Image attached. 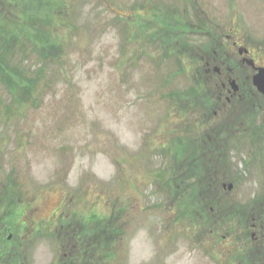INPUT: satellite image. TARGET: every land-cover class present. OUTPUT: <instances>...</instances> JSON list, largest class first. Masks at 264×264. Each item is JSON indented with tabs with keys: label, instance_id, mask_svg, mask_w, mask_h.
<instances>
[{
	"label": "rangeland",
	"instance_id": "obj_1",
	"mask_svg": "<svg viewBox=\"0 0 264 264\" xmlns=\"http://www.w3.org/2000/svg\"><path fill=\"white\" fill-rule=\"evenodd\" d=\"M0 14L24 81L0 75V196L14 191L30 238L16 251L3 230V264L260 263L264 99H219L202 46L239 59L236 41L264 65V0H0Z\"/></svg>",
	"mask_w": 264,
	"mask_h": 264
},
{
	"label": "trees",
	"instance_id": "obj_2",
	"mask_svg": "<svg viewBox=\"0 0 264 264\" xmlns=\"http://www.w3.org/2000/svg\"><path fill=\"white\" fill-rule=\"evenodd\" d=\"M36 1H37V6H38L40 0H36ZM22 8L25 11L22 13L21 18H23L26 21L29 18H36L37 17L36 10L39 11V9H40V8L37 7L36 10L34 8L33 11L28 12V5L26 4V2H25V4H23ZM1 16H4V15L0 14V29L2 30V32L6 31L8 34H11V35L13 34V35L17 36V38L11 37V39L9 40L10 37L8 38L7 33L6 34L5 33H3V34L0 33V75H3V76L5 75L8 78V80H13L16 77H20L22 79V81H23L22 70L19 67H17V66H12V64L10 63V59H11L10 57H12V55L14 54L12 47H15L18 43L21 42V40H20V34H19L18 30L16 29V27L14 29L15 32H16L15 33L14 30L12 31V30L8 29L9 27L7 25L10 24L9 26H11V24H12V26H14V25L16 26L18 24H16L15 22H13V23L9 22L7 25H4V23L2 25L1 22H3V21L1 19ZM25 17H27V18L25 19ZM24 20H21V21H24ZM27 25H29V24L27 23ZM31 25H33V24H31ZM33 27L36 28V24H34ZM170 28L172 30H175V27L172 24L170 25ZM24 30H26L25 27H24V29L21 30V32H23ZM42 41L43 42L39 41V43H40L39 47H41V52H42L41 55L47 56V54H48L47 50H45L46 52H44L43 50L47 49L49 47L50 40H47V42H45V40L42 39ZM183 47L185 49H187V50L189 49L188 45L186 46V45L183 44ZM195 49L196 48H192V50H194V52H195ZM227 49L230 50L229 46L226 48L225 46H222L221 44L213 45V46H209V44H206L205 46H202V50L203 51H208L210 57L213 58L216 62L220 63L221 61H224L226 64H230L232 66H236V68H237V65H236L234 59H232L230 56L227 55V53L229 54V50H227ZM11 77H14V78L11 79ZM213 77L216 78L215 75ZM240 79H242V76L240 77ZM25 81H26V83H24V85L27 86V88L29 89V86L33 83V81L29 80V81H32L31 83H29L28 82V78H26ZM209 82L210 83H209L208 86L215 85V84L218 85L217 81L214 82V81L210 80ZM15 86H16V84H15ZM248 87H249V85L245 86L244 84H240V90L241 91L247 90ZM11 91H10V93H11ZM248 101H250V100H248ZM252 104L253 103L251 102V104H250L251 107H252ZM250 106H249L248 109H246L245 108L246 106L244 105V108L248 111L249 109H251ZM261 127H263V128H261ZM254 132H255V134H256V132L264 134V123H263V126H260L257 129H254ZM196 139H199V138L197 137ZM204 146H207V145H204ZM208 146L210 147L208 149L210 151H212L214 149L216 150V148H217V146L215 144L214 145H210L209 144ZM202 151H203V149H202ZM13 192L14 191L10 190V192H8L10 194H8V195L4 194L3 196L2 195L0 196V198L3 199V201L1 202V206L2 207L0 209V213H2L3 210H4V212L6 211L5 219H1L0 218L1 219L0 220V234L4 235L3 230H9V231H7V233L12 232L13 241L15 240V247H16L15 250L18 251L20 249L23 241L25 239L28 240L30 238H29V234L25 230V229H27V226H25V225H27L26 224V219H25V218H27L26 211H21V209H19L21 207L17 206V204H20L21 202H16V206H15V203H14L15 201H12V199L14 198V193ZM216 200H221V199L218 198ZM210 203H211L212 207L215 206L213 201H211ZM5 206H8V207H5ZM217 210L219 211V213L220 212H224V213L228 212V208L225 207V204H224L223 201H222L221 204H219V208L217 207ZM15 216H17V218ZM214 216L217 217V214L215 213ZM253 216H255L256 219L261 220L262 224H263V221H264V209L262 207L255 206L254 210H253ZM216 217H214V218H215V222L217 224V219L218 218H216ZM209 220L210 221L213 220L211 218L209 219V215H208L207 218L206 217L203 218L204 222H206V221L208 222ZM209 229H211V228L209 227ZM24 231H26V232L24 233ZM5 235H6V233H5ZM32 236H33V234H32ZM9 243H11V240L9 241ZM249 245H250L249 248L251 250V253H253L254 255L259 257V258H257L259 260V262H260L259 264H264V230L263 231L260 230L259 234L257 235V238L256 239L254 238L249 243ZM9 246H10V244H9ZM7 252H8V250L5 253H1L0 254V264H3L2 261H3V259L5 257L10 258L11 253H14L13 251H11L9 253V255L6 256ZM2 254H4V256H2ZM106 261H108V260L106 259ZM10 262H11L10 259H8V263H10ZM8 263H4V264H8Z\"/></svg>",
	"mask_w": 264,
	"mask_h": 264
},
{
	"label": "flooded vegetation",
	"instance_id": "obj_3",
	"mask_svg": "<svg viewBox=\"0 0 264 264\" xmlns=\"http://www.w3.org/2000/svg\"><path fill=\"white\" fill-rule=\"evenodd\" d=\"M228 38V37H227ZM236 45H238V43L236 41H233L231 43L232 48L235 47ZM248 51L247 53H243L242 55H239V62H241L242 64H245L241 61L242 57H248V58H252L254 60V62L256 63V60L253 58V56L251 55V50L249 48H247ZM232 54L231 57L235 60L238 61L237 58H235L234 55V51L232 49ZM214 60L213 58L211 60H207V62L205 63V70L208 72L211 69L212 63L211 61ZM215 67V66H213ZM215 74L218 75V80L220 81V90L218 91V97L219 99H227V100H235L237 99L240 94L239 91L235 92L232 91L231 89H229L227 87V84L230 85V80L234 79V81L236 82V84L238 85V87H240L239 82H240V76L238 77L236 75V73L234 72L233 67H231L229 64H226L224 61L220 62V65L218 67V70L216 71L214 69ZM247 78V77H246ZM231 86V85H230ZM264 224V221H263ZM263 224L262 221L259 219L254 218L253 219V223L251 224V227L255 230V232L252 234V238L256 239L257 235L259 234V231L263 228Z\"/></svg>",
	"mask_w": 264,
	"mask_h": 264
},
{
	"label": "water",
	"instance_id": "obj_4",
	"mask_svg": "<svg viewBox=\"0 0 264 264\" xmlns=\"http://www.w3.org/2000/svg\"><path fill=\"white\" fill-rule=\"evenodd\" d=\"M246 51L244 48H239V52L242 53V51ZM247 64L253 66L252 60L246 59ZM256 72L252 76V84L257 89L258 92H260L264 97V67H256ZM233 90L237 89V86L235 85L234 81L231 82ZM231 188V185L229 186Z\"/></svg>",
	"mask_w": 264,
	"mask_h": 264
}]
</instances>
